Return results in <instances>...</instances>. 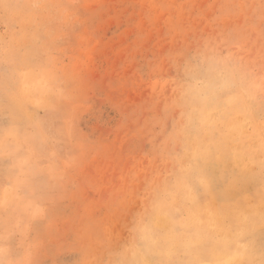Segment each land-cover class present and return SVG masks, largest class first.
<instances>
[{
  "label": "rangeland",
  "instance_id": "1",
  "mask_svg": "<svg viewBox=\"0 0 264 264\" xmlns=\"http://www.w3.org/2000/svg\"><path fill=\"white\" fill-rule=\"evenodd\" d=\"M0 264H264V0H0Z\"/></svg>",
  "mask_w": 264,
  "mask_h": 264
},
{
  "label": "bare ground",
  "instance_id": "2",
  "mask_svg": "<svg viewBox=\"0 0 264 264\" xmlns=\"http://www.w3.org/2000/svg\"><path fill=\"white\" fill-rule=\"evenodd\" d=\"M247 224V223H246ZM243 232V231H242ZM168 249V248H167ZM169 249H171L170 247H169Z\"/></svg>",
  "mask_w": 264,
  "mask_h": 264
}]
</instances>
